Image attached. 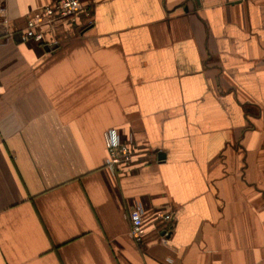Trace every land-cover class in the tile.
<instances>
[{"label":"crops","instance_id":"1","mask_svg":"<svg viewBox=\"0 0 264 264\" xmlns=\"http://www.w3.org/2000/svg\"><path fill=\"white\" fill-rule=\"evenodd\" d=\"M52 1L0 0V264H264V0H80L89 26L20 42Z\"/></svg>","mask_w":264,"mask_h":264},{"label":"built area","instance_id":"2","mask_svg":"<svg viewBox=\"0 0 264 264\" xmlns=\"http://www.w3.org/2000/svg\"><path fill=\"white\" fill-rule=\"evenodd\" d=\"M91 22L90 7L80 0H53L27 16L23 27L17 30V35L22 43L34 42L51 50L74 36L78 28L87 27ZM104 142L107 152L104 164L112 172L123 169L129 172L135 164L141 163L139 159L145 157L138 146L121 138L115 128L104 132ZM146 213L140 201L135 202L129 210V235L136 242L142 241L141 231ZM152 218L153 224L157 223L164 230L160 238L165 240L173 224L171 213L159 211Z\"/></svg>","mask_w":264,"mask_h":264},{"label":"water","instance_id":"3","mask_svg":"<svg viewBox=\"0 0 264 264\" xmlns=\"http://www.w3.org/2000/svg\"><path fill=\"white\" fill-rule=\"evenodd\" d=\"M163 157H164V154L162 152H157V159L158 160L163 159Z\"/></svg>","mask_w":264,"mask_h":264},{"label":"rangeland","instance_id":"4","mask_svg":"<svg viewBox=\"0 0 264 264\" xmlns=\"http://www.w3.org/2000/svg\"><path fill=\"white\" fill-rule=\"evenodd\" d=\"M49 51V50H48Z\"/></svg>","mask_w":264,"mask_h":264}]
</instances>
